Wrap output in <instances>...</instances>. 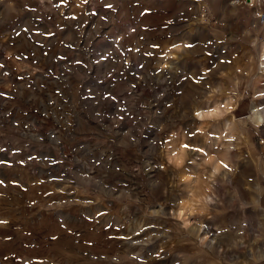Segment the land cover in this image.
<instances>
[{"label":"rangeland","instance_id":"1","mask_svg":"<svg viewBox=\"0 0 264 264\" xmlns=\"http://www.w3.org/2000/svg\"><path fill=\"white\" fill-rule=\"evenodd\" d=\"M9 179L0 264H264V0H0Z\"/></svg>","mask_w":264,"mask_h":264},{"label":"crops","instance_id":"2","mask_svg":"<svg viewBox=\"0 0 264 264\" xmlns=\"http://www.w3.org/2000/svg\"><path fill=\"white\" fill-rule=\"evenodd\" d=\"M13 110L16 111L18 109L15 106ZM10 182L11 179L4 182V184H0V190H4L5 188L3 187L5 185H8L10 188ZM26 203L28 206L25 207L23 205V208H35V201ZM24 215L29 218H24ZM36 215H38L37 212L29 214L23 209V264H109L105 262L93 263L91 261L61 262L59 259L61 250L59 247L58 217H54L53 211L51 213L48 212L44 217L41 214L40 216ZM26 229H29L30 232ZM87 252L90 257L95 253L94 251L92 252V249L87 250Z\"/></svg>","mask_w":264,"mask_h":264},{"label":"snow or ice","instance_id":"3","mask_svg":"<svg viewBox=\"0 0 264 264\" xmlns=\"http://www.w3.org/2000/svg\"><path fill=\"white\" fill-rule=\"evenodd\" d=\"M187 47H191L190 45H187ZM185 147H188L187 145H185ZM225 167H227L226 165H225Z\"/></svg>","mask_w":264,"mask_h":264}]
</instances>
